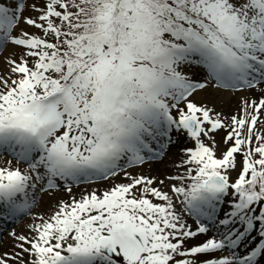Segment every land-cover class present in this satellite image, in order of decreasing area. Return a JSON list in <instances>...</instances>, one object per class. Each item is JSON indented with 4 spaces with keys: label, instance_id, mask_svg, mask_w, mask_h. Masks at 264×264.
Returning a JSON list of instances; mask_svg holds the SVG:
<instances>
[{
    "label": "snow or ice",
    "instance_id": "obj_1",
    "mask_svg": "<svg viewBox=\"0 0 264 264\" xmlns=\"http://www.w3.org/2000/svg\"><path fill=\"white\" fill-rule=\"evenodd\" d=\"M0 62V264H264V0H0Z\"/></svg>",
    "mask_w": 264,
    "mask_h": 264
},
{
    "label": "rangeland",
    "instance_id": "obj_2",
    "mask_svg": "<svg viewBox=\"0 0 264 264\" xmlns=\"http://www.w3.org/2000/svg\"><path fill=\"white\" fill-rule=\"evenodd\" d=\"M33 2V0H29L27 4H31ZM25 16L29 15V14H33L34 13H30V10L26 8L25 10ZM30 31H35L34 29H29ZM5 72V65L0 62V74H4ZM258 95V93L252 92V91H244L241 93H238L236 96L234 97H229L224 105H223V111L225 114H231L232 112H234L235 110H237L240 107V103H241V97L242 96H249L252 98H255ZM224 135V133H219L217 135V140L220 141L222 136ZM223 147V145H222ZM179 158H180V150L179 148L173 149V155L171 157V159L169 161H167L164 164H161L157 170H155L153 168V170H149L147 168L145 169H138L137 170V174L139 173V171H143L145 174H149V175H156L159 176L160 179L164 178V175L174 171L173 168V160L176 161L177 163L179 162ZM11 158H0V166H6V161L10 160ZM16 162L13 161V165H15ZM20 166V165H19ZM21 167V166H20ZM22 167H26L22 166ZM233 175H235V173H233ZM119 182V181H117ZM168 182L166 181V184ZM109 183L108 182H98L97 184L92 185L91 187H96L99 188L101 190L109 187ZM90 190V189H89ZM74 193L77 195V197H79L80 195V189H75L74 188ZM64 196L65 199H67V195L66 194H62ZM46 202L42 203L40 206H38L35 210H34V215H44V216H48L51 214L53 208L55 207L56 204V200L54 199H48L45 198ZM32 217H26L21 224L14 226L15 230L18 233H27L28 232V225L31 223ZM11 230V229H10ZM12 246V240L10 239V237L7 236L6 240L4 241V243L1 245L0 247V252H4L7 251L11 248Z\"/></svg>",
    "mask_w": 264,
    "mask_h": 264
},
{
    "label": "bare ground",
    "instance_id": "obj_3",
    "mask_svg": "<svg viewBox=\"0 0 264 264\" xmlns=\"http://www.w3.org/2000/svg\"><path fill=\"white\" fill-rule=\"evenodd\" d=\"M159 166H160V165H159ZM159 166H158V167H159ZM154 169L157 170L158 168L154 165Z\"/></svg>",
    "mask_w": 264,
    "mask_h": 264
}]
</instances>
